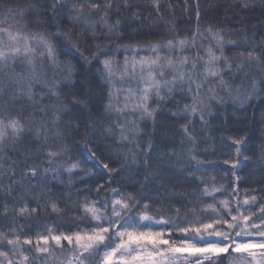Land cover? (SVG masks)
Here are the masks:
<instances>
[{"label":"trees","instance_id":"1","mask_svg":"<svg viewBox=\"0 0 264 264\" xmlns=\"http://www.w3.org/2000/svg\"><path fill=\"white\" fill-rule=\"evenodd\" d=\"M0 264H264V0H0Z\"/></svg>","mask_w":264,"mask_h":264},{"label":"rangeland","instance_id":"2","mask_svg":"<svg viewBox=\"0 0 264 264\" xmlns=\"http://www.w3.org/2000/svg\"><path fill=\"white\" fill-rule=\"evenodd\" d=\"M159 56L143 54L130 56L128 62L115 68H108L107 73L114 82L111 106L115 109L130 110L149 108V101L159 93L164 67H159ZM114 67V66H113ZM174 68V67H173ZM119 78L118 87L115 78ZM125 80L130 83L125 86ZM133 84V85H131ZM120 88V89H119ZM119 89V90H118ZM126 114L132 115L130 111Z\"/></svg>","mask_w":264,"mask_h":264},{"label":"bare ground","instance_id":"3","mask_svg":"<svg viewBox=\"0 0 264 264\" xmlns=\"http://www.w3.org/2000/svg\"><path fill=\"white\" fill-rule=\"evenodd\" d=\"M110 102H112V100Z\"/></svg>","mask_w":264,"mask_h":264}]
</instances>
